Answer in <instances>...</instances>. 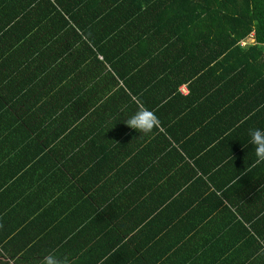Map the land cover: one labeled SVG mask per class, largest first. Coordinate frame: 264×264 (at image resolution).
<instances>
[{
  "label": "trees",
  "instance_id": "16d2710c",
  "mask_svg": "<svg viewBox=\"0 0 264 264\" xmlns=\"http://www.w3.org/2000/svg\"><path fill=\"white\" fill-rule=\"evenodd\" d=\"M251 36L254 41L242 45ZM184 84L188 94L180 89ZM239 100L248 113L264 108V0H0V264H39L51 251L74 264H134L121 257L132 244L126 242L131 232L139 229L136 238L150 233L156 221L175 228L179 223L177 216L166 219L163 202L152 209L148 198L142 202L146 175L170 160L167 148L177 149L173 141L193 157L187 142L201 136L197 127L204 129L207 111L221 116ZM140 107L159 118L153 131L160 138L153 154L145 148L120 160L129 166L147 155L146 173L137 163L135 191L123 183L114 193L102 183L60 210L57 204L71 195L68 188L52 178L34 192L48 171L65 170L63 160L80 166L81 154L93 158L100 150L95 142L130 149H139L138 140L148 144V135L124 123ZM177 157L188 163L180 152ZM114 161L117 152L108 162L112 178ZM50 187L59 194L47 195ZM27 198L46 226L33 221L34 236L5 242L19 229L4 232L6 203L18 209ZM68 210L77 217L72 228L67 217L57 219ZM100 218L108 222L102 235ZM261 253V260L235 261L206 250V259L189 255L174 264H264ZM161 255L169 258L168 250ZM144 257L136 263H148ZM156 264H172L171 258Z\"/></svg>",
  "mask_w": 264,
  "mask_h": 264
},
{
  "label": "crops",
  "instance_id": "0c3cea01",
  "mask_svg": "<svg viewBox=\"0 0 264 264\" xmlns=\"http://www.w3.org/2000/svg\"><path fill=\"white\" fill-rule=\"evenodd\" d=\"M180 89L184 94L189 93L186 84ZM231 103L234 104L233 110L223 112L221 116L214 112L215 109L207 111L208 119L203 123L204 129L197 127L201 136L197 133L200 137L191 140L190 143L187 142L188 151L194 154L193 157L187 156L181 142L173 141L177 149L167 148L170 160L158 171L146 175V180L142 184V189H145L142 202L148 198L149 209L163 202L159 209L165 208V217L168 220L177 216L178 228L172 225L166 227V220L164 223L156 221V226L150 233L134 238L133 235L139 230L135 229L126 238V242L132 240V244L129 249L124 248L121 253L122 259L137 264L136 261L144 255L143 260L149 261L146 264H156L162 259L170 258L174 264L175 261L186 259L189 255L206 259V255L203 254L208 250L210 254L224 252L226 255H232L235 261L255 258L261 260L257 255L262 254L264 250V162L256 163L255 146L249 143V130L257 128L264 130V108L248 113L245 101ZM216 111L220 112L222 109ZM253 112L257 113L256 117ZM214 114L218 117L215 121ZM241 115L243 118L237 120L242 117ZM158 137L156 132L152 131L147 137L144 136V141L147 140L148 144L140 143L138 140L139 149H133L138 145L136 144L133 150L126 143H120L118 146L95 142L100 150L93 158L91 155L81 154L79 160L76 158V163L79 161L80 166L62 159L64 162L61 165L65 164V170L48 171L34 192L50 184L52 178L53 183L68 188L71 195L57 204V209L60 210L62 205L72 206L75 202H81L86 194L94 192L102 183L114 193L122 190L123 183L135 191L139 183H136L137 163L140 161L145 165L142 168L143 173H146L149 168V164L146 163L147 155L144 153L138 160H136L138 157L134 158L132 162L134 164L129 166L120 160L131 152H141L145 148L146 153L153 154L159 145ZM211 138L215 139L208 144L207 140ZM72 142L81 143L78 140ZM204 142L208 145L203 148ZM85 143L86 141L82 142L83 145ZM116 152L117 161L113 163L116 173L112 178L108 162L111 154ZM178 152L186 157L187 164L179 160ZM97 159H101V165H92V160L95 162ZM81 163L90 166H81ZM15 190L9 193L13 194ZM50 192H54L53 197L59 194L55 187H50L47 195ZM106 194L107 187L104 190L101 188L100 198ZM8 202L6 204L9 206H6L4 213L7 216L2 224L4 232L19 229L14 230L5 242L16 238L14 242L18 243L20 238L24 241L34 236L38 226L32 224L33 221H40L46 226L37 214L31 213L36 210L30 198L21 201L18 209H15L17 205H10V200ZM86 211L88 214L87 209ZM94 215L96 217V214ZM65 217L70 228L77 225V217L71 210L58 216V222ZM159 225L163 226V231L158 229ZM97 227L98 234L102 235L103 230L107 232L108 222L100 218ZM34 241L36 240H32ZM164 250H168L169 258L162 257L161 253ZM156 259L158 260L154 263Z\"/></svg>",
  "mask_w": 264,
  "mask_h": 264
},
{
  "label": "clouds",
  "instance_id": "9594fccd",
  "mask_svg": "<svg viewBox=\"0 0 264 264\" xmlns=\"http://www.w3.org/2000/svg\"><path fill=\"white\" fill-rule=\"evenodd\" d=\"M124 123L131 129L137 130L140 135H149L160 124L159 118L154 111L147 107H140ZM249 143L255 146L256 163L264 162V130L250 129ZM39 264H74V261L67 256H59L55 251L49 252L42 257Z\"/></svg>",
  "mask_w": 264,
  "mask_h": 264
},
{
  "label": "built area",
  "instance_id": "2783aa9c",
  "mask_svg": "<svg viewBox=\"0 0 264 264\" xmlns=\"http://www.w3.org/2000/svg\"><path fill=\"white\" fill-rule=\"evenodd\" d=\"M249 39L252 38V42L254 41L253 37H248ZM248 38L244 39L241 41L242 45H247L248 43H252V42H248Z\"/></svg>",
  "mask_w": 264,
  "mask_h": 264
},
{
  "label": "rangeland",
  "instance_id": "374dc122",
  "mask_svg": "<svg viewBox=\"0 0 264 264\" xmlns=\"http://www.w3.org/2000/svg\"><path fill=\"white\" fill-rule=\"evenodd\" d=\"M248 42H252V38H250V39L248 38Z\"/></svg>",
  "mask_w": 264,
  "mask_h": 264
}]
</instances>
